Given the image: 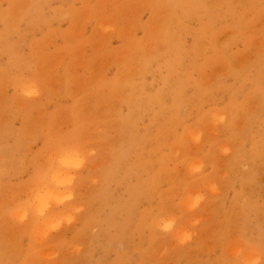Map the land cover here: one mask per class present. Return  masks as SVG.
I'll return each mask as SVG.
<instances>
[{"label": "rangeland", "instance_id": "obj_1", "mask_svg": "<svg viewBox=\"0 0 264 264\" xmlns=\"http://www.w3.org/2000/svg\"><path fill=\"white\" fill-rule=\"evenodd\" d=\"M0 264H264V0H0Z\"/></svg>", "mask_w": 264, "mask_h": 264}, {"label": "bare ground", "instance_id": "obj_2", "mask_svg": "<svg viewBox=\"0 0 264 264\" xmlns=\"http://www.w3.org/2000/svg\"><path fill=\"white\" fill-rule=\"evenodd\" d=\"M248 252V251H247ZM245 255V254H244Z\"/></svg>", "mask_w": 264, "mask_h": 264}]
</instances>
